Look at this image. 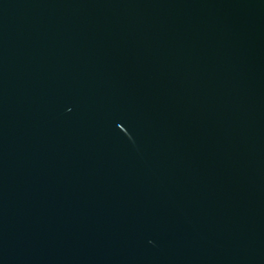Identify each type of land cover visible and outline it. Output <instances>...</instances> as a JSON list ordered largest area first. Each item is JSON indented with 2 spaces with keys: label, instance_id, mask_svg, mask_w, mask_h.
Listing matches in <instances>:
<instances>
[{
  "label": "water",
  "instance_id": "water-1",
  "mask_svg": "<svg viewBox=\"0 0 264 264\" xmlns=\"http://www.w3.org/2000/svg\"><path fill=\"white\" fill-rule=\"evenodd\" d=\"M0 264H264V0H0Z\"/></svg>",
  "mask_w": 264,
  "mask_h": 264
}]
</instances>
